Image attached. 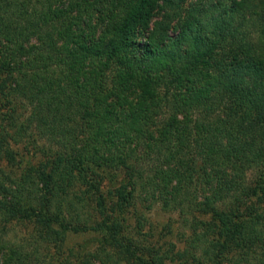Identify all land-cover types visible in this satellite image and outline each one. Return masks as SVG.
<instances>
[{"label":"trees","instance_id":"16d2710c","mask_svg":"<svg viewBox=\"0 0 264 264\" xmlns=\"http://www.w3.org/2000/svg\"><path fill=\"white\" fill-rule=\"evenodd\" d=\"M78 238L76 264H264V0H0V264Z\"/></svg>","mask_w":264,"mask_h":264},{"label":"rangeland","instance_id":"374dc122","mask_svg":"<svg viewBox=\"0 0 264 264\" xmlns=\"http://www.w3.org/2000/svg\"><path fill=\"white\" fill-rule=\"evenodd\" d=\"M149 228L153 231L150 233L154 241L166 236L167 240L175 243L179 249H183L182 243L183 228L175 216L157 212L149 216ZM169 234V232H171ZM9 238L16 244L27 245L29 251L33 247L32 232L24 224H15L7 227ZM86 240L83 238L70 239L67 245L58 250L55 247H41L38 264H76L70 251H76L80 246L85 245Z\"/></svg>","mask_w":264,"mask_h":264}]
</instances>
